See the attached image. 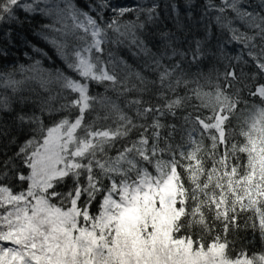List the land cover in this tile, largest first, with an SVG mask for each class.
<instances>
[{"label": "snow or ice", "instance_id": "6c2138e0", "mask_svg": "<svg viewBox=\"0 0 264 264\" xmlns=\"http://www.w3.org/2000/svg\"><path fill=\"white\" fill-rule=\"evenodd\" d=\"M88 9L0 0V27L47 18L40 35L64 65L0 67V115L12 122L0 137L27 135L0 161V264H264L234 235L264 243V0H205L191 38L179 18L182 36L153 30L155 3ZM206 59L224 70L200 71Z\"/></svg>", "mask_w": 264, "mask_h": 264}, {"label": "trees", "instance_id": "16d2710c", "mask_svg": "<svg viewBox=\"0 0 264 264\" xmlns=\"http://www.w3.org/2000/svg\"><path fill=\"white\" fill-rule=\"evenodd\" d=\"M140 2L141 0H110V4L113 7L117 8L134 7ZM143 2L149 6L152 3L158 5L157 11L159 13V22L153 30H170L175 32L178 36H182L183 33L181 31H178L176 28V20L179 18L180 21L185 24L187 29H191L189 38H191V36H200L203 34V27L200 23V16L204 11L205 0H143ZM75 3L78 5V7L82 8L85 11H88V5L90 3H95V0H75ZM172 4L176 5L175 11H173L171 7ZM94 14L95 13H93V15ZM189 14H191V19L188 18ZM112 15L113 13L111 11L105 12L106 19L111 17ZM134 18V14L128 13L123 19L129 20ZM47 22V18L36 15L25 20L22 24H11L0 27V47H5L8 51L7 57H0V67L7 69L12 67L13 65L18 66L20 64H23L27 66L34 60L40 59L42 60L43 65L46 68H63V62L56 56L53 48L48 43H46L40 35L42 31V25ZM9 28L11 29L10 42L4 35L5 31ZM213 31L215 36L210 41V43L215 46L217 38L221 37L218 29L214 27ZM34 48H39L42 50V52H46L52 59L48 60L42 55V53L34 51ZM238 48V45L230 44L226 46V51L234 56L238 53ZM117 54L127 59L129 63H133L134 61V58L131 56L127 49H119ZM225 63L226 61L206 59L201 65L200 71L209 74L211 73L212 68L215 67L222 72L224 70ZM192 71L195 72L196 69L193 68ZM17 78H19V76ZM201 83L204 84L205 91L210 90V86L208 84H205L203 80L201 81ZM103 91V87L99 85H94L92 88L93 93H103ZM24 94L27 95L28 93L25 92ZM179 94L184 95L185 89H179ZM192 103H198V101L193 100ZM207 114L208 112L207 110H205V115ZM245 115L246 113L238 114L237 118H233L231 123L237 131H239V127L242 124ZM56 118L59 117L57 116ZM171 119V117L168 118L169 121H171ZM46 122L50 121H47L46 119ZM0 123H7L8 127H11V117L7 115H0ZM26 138V134L23 136H18L16 139V143L13 144L10 143L7 138L0 137V161L6 159L7 157L14 156V154L18 151L20 144H22ZM177 140H179V135L177 136ZM237 140H242V138L237 137ZM205 143L207 144L209 142L205 141ZM17 165L20 166L19 161H17ZM23 170L25 173H27V169ZM14 183L19 186L18 181H14ZM94 210L95 208H93V211ZM243 222L244 218L242 217L240 223L243 224ZM234 235L237 239V250H239L241 247H244L249 256H251L253 253L259 254L261 252H264V243L260 241L258 233L254 234L251 229L241 230L238 235Z\"/></svg>", "mask_w": 264, "mask_h": 264}]
</instances>
